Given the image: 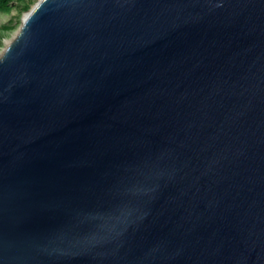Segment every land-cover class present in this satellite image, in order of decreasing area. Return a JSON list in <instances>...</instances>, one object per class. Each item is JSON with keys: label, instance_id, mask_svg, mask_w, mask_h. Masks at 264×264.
Wrapping results in <instances>:
<instances>
[{"label": "water", "instance_id": "1", "mask_svg": "<svg viewBox=\"0 0 264 264\" xmlns=\"http://www.w3.org/2000/svg\"><path fill=\"white\" fill-rule=\"evenodd\" d=\"M0 52V264H264V0H39Z\"/></svg>", "mask_w": 264, "mask_h": 264}, {"label": "trees", "instance_id": "2", "mask_svg": "<svg viewBox=\"0 0 264 264\" xmlns=\"http://www.w3.org/2000/svg\"><path fill=\"white\" fill-rule=\"evenodd\" d=\"M35 0H0V14L8 15L15 8H19L20 12H27L30 10ZM15 29L13 23L3 25L0 30V49L3 46V41L10 36V32Z\"/></svg>", "mask_w": 264, "mask_h": 264}, {"label": "rangeland", "instance_id": "3", "mask_svg": "<svg viewBox=\"0 0 264 264\" xmlns=\"http://www.w3.org/2000/svg\"><path fill=\"white\" fill-rule=\"evenodd\" d=\"M38 1L39 0H35L34 1V3H33V5L31 6V8H33L34 7V5L36 4V3H38ZM30 8V9H31ZM30 11V10H29ZM29 11H27V12H20L19 11V8H15L10 14H8V15H5V14H0V30H1V27L3 26V25H7V24H9V23H13L14 25H15V29L14 30H12L11 32H10V36H8V37H6L5 39H4V41H8V40H10L14 35H15V33L19 30V28H20V26H21V24H22V20L24 19V17H25V15L29 12ZM4 41H3V43H4ZM5 47V44H3V46L1 47V49H0V52L2 51V49Z\"/></svg>", "mask_w": 264, "mask_h": 264}]
</instances>
